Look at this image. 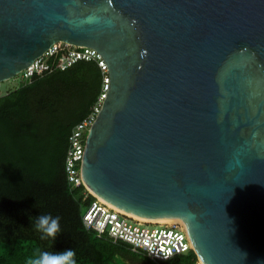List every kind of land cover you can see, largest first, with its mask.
<instances>
[{
	"label": "water",
	"instance_id": "water-1",
	"mask_svg": "<svg viewBox=\"0 0 264 264\" xmlns=\"http://www.w3.org/2000/svg\"><path fill=\"white\" fill-rule=\"evenodd\" d=\"M59 42L106 65L85 188L181 220L203 264H264V0H0V83Z\"/></svg>",
	"mask_w": 264,
	"mask_h": 264
},
{
	"label": "trees",
	"instance_id": "trees-1",
	"mask_svg": "<svg viewBox=\"0 0 264 264\" xmlns=\"http://www.w3.org/2000/svg\"><path fill=\"white\" fill-rule=\"evenodd\" d=\"M61 53L48 60L59 61ZM106 73L95 60L55 67L2 92L0 96V264H27L41 251L72 249L77 264H193L191 249L164 261H151L86 230L81 215L95 197L83 185L72 187L65 155L72 128L92 110ZM87 133V131H86ZM85 133V137H86ZM60 218L55 240L42 238L39 215Z\"/></svg>",
	"mask_w": 264,
	"mask_h": 264
},
{
	"label": "built area",
	"instance_id": "built-area-1",
	"mask_svg": "<svg viewBox=\"0 0 264 264\" xmlns=\"http://www.w3.org/2000/svg\"><path fill=\"white\" fill-rule=\"evenodd\" d=\"M61 53L58 62L48 59ZM95 60L106 73V65L101 56L92 48L72 46L67 43L53 45L40 58L22 71V79H29L34 73L42 75L55 67L64 69L77 60ZM108 89L107 74L104 77L102 93L91 112L71 130L65 155V175L72 187L83 185L80 167L85 146V133L93 122L101 102ZM2 91L0 90V96ZM85 188V186H84ZM85 190L89 192L86 188ZM91 194V193H90ZM94 196V195H93ZM88 207L81 215V221L86 230L94 232L98 237H106L110 241L123 242L128 248L144 255L151 261H164L193 250L187 229L182 222H151L136 219L126 213L116 210L94 196ZM193 264H203L197 257Z\"/></svg>",
	"mask_w": 264,
	"mask_h": 264
},
{
	"label": "clouds",
	"instance_id": "clouds-1",
	"mask_svg": "<svg viewBox=\"0 0 264 264\" xmlns=\"http://www.w3.org/2000/svg\"><path fill=\"white\" fill-rule=\"evenodd\" d=\"M42 238L55 240L61 232L60 218L50 214L39 215L34 225ZM27 264H77L76 253L72 249L59 252L41 251L27 261Z\"/></svg>",
	"mask_w": 264,
	"mask_h": 264
},
{
	"label": "bare ground",
	"instance_id": "bare-ground-1",
	"mask_svg": "<svg viewBox=\"0 0 264 264\" xmlns=\"http://www.w3.org/2000/svg\"><path fill=\"white\" fill-rule=\"evenodd\" d=\"M87 190L89 191V193H91V194H93V195H96V194L93 193V192L91 191V189H89L88 187H87ZM96 197L99 198L101 201L107 203L109 206L115 208L116 210L121 211V212H123V213H126V214H128L129 216H132V217H134V218H136V219H139V220L151 221V222H160V223H161V222H172V221L182 222L181 220H178V219L155 220V219L144 218V217H141V216H138V215H135V214L129 213V212H127V211H124L123 209H120L119 207H117V206H115V205L109 203L108 201H106L105 199H103V198L100 197V196H97V195H96Z\"/></svg>",
	"mask_w": 264,
	"mask_h": 264
},
{
	"label": "rangeland",
	"instance_id": "rangeland-1",
	"mask_svg": "<svg viewBox=\"0 0 264 264\" xmlns=\"http://www.w3.org/2000/svg\"><path fill=\"white\" fill-rule=\"evenodd\" d=\"M22 75L19 74L16 77H14L13 79H9L7 81H3L2 83H0V90L2 92H5L9 89H13L14 87L18 86L21 81H22ZM89 193V192H88ZM90 194V193H89ZM92 195V194H91ZM85 209H83L84 211Z\"/></svg>",
	"mask_w": 264,
	"mask_h": 264
}]
</instances>
